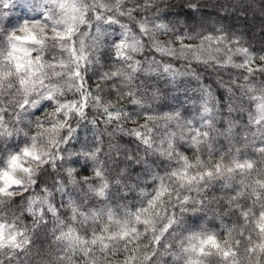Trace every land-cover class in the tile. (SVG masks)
<instances>
[{"label": "clouds", "instance_id": "clouds-1", "mask_svg": "<svg viewBox=\"0 0 264 264\" xmlns=\"http://www.w3.org/2000/svg\"><path fill=\"white\" fill-rule=\"evenodd\" d=\"M0 264H264V0H0Z\"/></svg>", "mask_w": 264, "mask_h": 264}]
</instances>
